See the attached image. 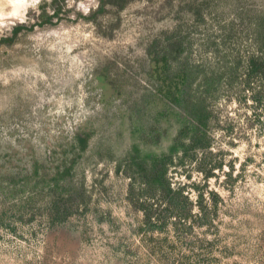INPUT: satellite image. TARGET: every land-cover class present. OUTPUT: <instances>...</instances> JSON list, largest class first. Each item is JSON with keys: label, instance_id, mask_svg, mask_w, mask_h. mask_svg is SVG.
Masks as SVG:
<instances>
[{"label": "rangeland", "instance_id": "rangeland-1", "mask_svg": "<svg viewBox=\"0 0 264 264\" xmlns=\"http://www.w3.org/2000/svg\"><path fill=\"white\" fill-rule=\"evenodd\" d=\"M43 10L53 16L41 23ZM261 19L264 0H0V179L13 173L20 190L36 161L54 175L72 158L74 131L90 129L75 178L89 200L70 218L76 233L49 229L38 205L21 209L28 190L0 192V264H264V101L242 82L225 85L211 102V154L198 149L169 169L194 212L201 193L213 207L209 224L185 231L141 229L143 211L117 171L130 135L115 117L151 83L154 41L186 36L183 54L196 62L216 53L214 41L242 53ZM225 35L238 41L223 44ZM202 162L217 163L212 176Z\"/></svg>", "mask_w": 264, "mask_h": 264}, {"label": "trees", "instance_id": "trees-1", "mask_svg": "<svg viewBox=\"0 0 264 264\" xmlns=\"http://www.w3.org/2000/svg\"><path fill=\"white\" fill-rule=\"evenodd\" d=\"M103 7L101 1L100 8ZM59 12L60 8H55L53 15ZM52 16L43 10L41 23L50 21ZM256 26L255 35H247L250 41L242 53H222L218 51L219 43L214 41L216 53L196 62L191 52L183 54L185 46L190 47L192 43L191 39L186 40V36L181 35L154 41L156 48L153 52L148 51L147 74L151 83L144 86L140 97L131 105L115 112L120 121L118 133L123 134L126 130L130 135L129 146L118 159L117 171L129 178L128 197L143 211L141 229L185 231L191 230L196 223L201 226L212 221L213 207L204 195L201 193L196 203L199 211L194 212L195 203L184 193L183 186L173 185L168 172L172 166L185 163L186 157L194 160L198 149L211 154V102L223 89L239 86L238 82H242L244 86L239 90L246 95L250 92L257 102L264 101V20H259ZM235 36L225 35L221 42L225 44L233 37L238 41ZM89 136L88 126L74 131L66 148L72 158L67 162L66 157L56 166L54 175L36 161L25 169L22 189L12 186V173L7 177V183L4 178L0 179V192L16 196L19 191L28 190L29 195L21 209L38 205L41 221L49 229L76 233L70 218L82 205L87 206L89 200L84 180L75 179L76 175L84 174L77 163L87 150ZM167 140L170 143L164 147L162 142ZM216 164L208 167L204 162L200 163L206 178L212 176L211 170ZM210 194L219 197L215 191ZM4 222L1 213L0 224Z\"/></svg>", "mask_w": 264, "mask_h": 264}]
</instances>
